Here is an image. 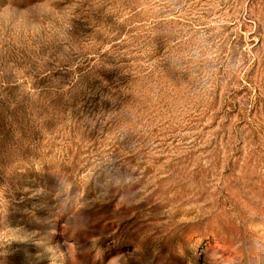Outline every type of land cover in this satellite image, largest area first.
Returning <instances> with one entry per match:
<instances>
[{
    "label": "rangeland",
    "instance_id": "374dc122",
    "mask_svg": "<svg viewBox=\"0 0 264 264\" xmlns=\"http://www.w3.org/2000/svg\"><path fill=\"white\" fill-rule=\"evenodd\" d=\"M0 264H264V0H0Z\"/></svg>",
    "mask_w": 264,
    "mask_h": 264
},
{
    "label": "clouds",
    "instance_id": "9594fccd",
    "mask_svg": "<svg viewBox=\"0 0 264 264\" xmlns=\"http://www.w3.org/2000/svg\"><path fill=\"white\" fill-rule=\"evenodd\" d=\"M206 37L203 35L200 37V40H205ZM188 58L193 61V63L198 62L202 59H211L209 55L206 54L203 48L197 46L192 49V51L188 54Z\"/></svg>",
    "mask_w": 264,
    "mask_h": 264
}]
</instances>
